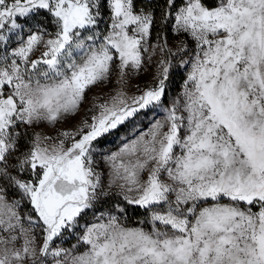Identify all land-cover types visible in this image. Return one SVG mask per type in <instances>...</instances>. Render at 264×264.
<instances>
[{"label":"snow or ice","instance_id":"6c2138e0","mask_svg":"<svg viewBox=\"0 0 264 264\" xmlns=\"http://www.w3.org/2000/svg\"><path fill=\"white\" fill-rule=\"evenodd\" d=\"M0 264H264V0H0Z\"/></svg>","mask_w":264,"mask_h":264},{"label":"rangeland","instance_id":"374dc122","mask_svg":"<svg viewBox=\"0 0 264 264\" xmlns=\"http://www.w3.org/2000/svg\"><path fill=\"white\" fill-rule=\"evenodd\" d=\"M152 72H155V68H152ZM185 72L181 71L178 75H174L172 77V84L170 85V91H169V97L167 99H174L181 91V85L183 84V78H184ZM150 77L148 75H145L144 73H140L139 75H133L131 80L129 81L130 87L127 89L129 95H135L138 94L136 92V88H144L149 83ZM111 87H118L117 85V78L115 75L112 77V86ZM109 90V86L104 87V92H107ZM100 89H93L91 92L88 93L89 98H91L93 95L99 93ZM165 103V107H169L170 104ZM157 112L159 113L156 115V113L149 112L148 116L146 118H142V123L137 122L135 125H128L127 127L122 128L118 133L108 136L105 138L107 142H102L103 147L97 146L98 155H95L96 160V168L98 172L102 173L103 183L105 186H107L110 178V170H109V164L106 162L105 157L113 152L119 151V148L121 147L122 143H124V137H127L128 139H134L135 135L138 134V132L133 131L134 127L136 128H142L144 130L147 129V126L149 125L150 121L153 120L155 117L156 119H162L163 118V109H158ZM79 119V117H77ZM73 123V121H70L68 125H64V127L70 126V124ZM91 214L89 216L85 217V219L90 220ZM143 218V210H134L129 211L128 218H127V224L130 227H134L138 225V221ZM83 223V220L81 221ZM75 243V239L71 238L69 240V244ZM65 246H68L67 244Z\"/></svg>","mask_w":264,"mask_h":264}]
</instances>
